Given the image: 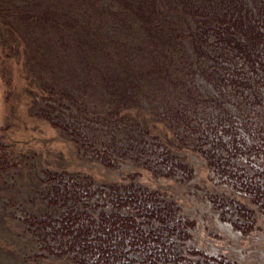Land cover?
I'll list each match as a JSON object with an SVG mask.
<instances>
[{"label": "rangeland", "instance_id": "rangeland-1", "mask_svg": "<svg viewBox=\"0 0 264 264\" xmlns=\"http://www.w3.org/2000/svg\"><path fill=\"white\" fill-rule=\"evenodd\" d=\"M141 1L150 12L147 18L134 14V4ZM150 1L0 0V11L9 10L7 14L1 11L0 18L24 41V35L27 38L24 60L29 83L74 86L89 108L107 109L103 101L117 82L136 107L153 118H163L173 133L170 141L176 140V133L188 132L213 147L225 169L205 172V149L188 154L187 162L194 167L184 185L179 180L187 174L178 166L156 169L157 185L165 194L173 193L180 203L179 212L195 223L180 248L217 257L224 254L229 264H264V215L256 211L253 228L247 230L234 206L236 201H223V207L211 202L214 195L250 201L257 193L255 187L264 189V77L255 61L235 66L232 50L219 47L215 40L211 44L210 38L197 40L195 48L191 38L200 28L216 24L231 0ZM242 2L254 16L264 12V0ZM176 5L179 11L173 10ZM32 13L37 14L40 26L33 19L27 22L26 14ZM8 68L14 77L13 68ZM36 87L27 84L13 89L6 109L0 79V124L6 115L11 125L20 127L9 137L21 147L20 166L0 182V264H28L22 257L35 250H26L31 240L23 220L30 212H53L42 202L46 189L40 181L45 164L51 161L54 168L94 171L41 119L45 116L41 108L48 100L32 98L37 95ZM20 91L32 98L30 105L16 106ZM25 125L29 126L26 130ZM136 133L132 126L116 135L121 138L124 160L135 153L146 160L159 156L161 147L149 137L135 152L129 150L127 144L134 142ZM159 133L167 137L164 129ZM195 142L194 138L187 144L193 147ZM177 155L182 157L184 152ZM110 171V178L119 177L117 171ZM160 174L177 182H165ZM41 258L39 264H51L52 257Z\"/></svg>", "mask_w": 264, "mask_h": 264}, {"label": "trees", "instance_id": "trees-1", "mask_svg": "<svg viewBox=\"0 0 264 264\" xmlns=\"http://www.w3.org/2000/svg\"><path fill=\"white\" fill-rule=\"evenodd\" d=\"M142 4V1L134 4V14L147 18L150 12L145 11ZM173 10L179 11V6H174ZM1 11L9 12L7 8ZM26 15L29 17L27 22L33 19L38 26L42 24L36 13ZM24 37L25 41L17 30L11 29L0 18V79L2 104L6 109L11 105L13 89L20 90L27 84L30 88L36 87L27 80L24 59L28 47ZM191 38L195 48L197 40L210 38L211 44L215 40L219 47L232 50L235 66L239 62L253 64L255 61L264 77V12L259 11L254 16L242 0H231V5L221 12L216 24L200 28ZM8 67L13 68L14 77L9 75ZM36 88L37 95L32 98L48 100L41 108L45 115L41 119L60 133L62 142L83 156L94 171L90 174L54 168L51 161L45 164L40 181L46 189L42 202L52 207L53 212L42 215L37 211L30 212L24 218L26 237L31 240V246L26 250H35L22 257L24 262L39 264L42 256L52 257L49 258L51 264H229L223 259L224 254L217 257L180 248L191 235L188 228L194 227L195 223L179 212L180 203L173 193L165 194L155 180L156 169L174 170L178 166L187 174L185 179L179 180L184 185L194 167L187 162L188 154H197L204 149L208 157V163H203L205 172L209 168L213 171L225 169L220 154L213 147L207 146L200 136L194 137L188 132L176 133V140L170 141L173 133L164 125L163 118H153L136 107L117 82L112 83L110 97L103 101L108 104L107 109L89 108L74 86L57 88L52 82ZM32 98L28 99L20 91L16 106H28ZM3 118L4 122L0 124V182L21 164V147L9 137L20 127L11 125L6 115ZM57 118L67 121L60 123ZM132 126L136 127L137 133L127 148L135 152L149 137L161 147L159 156H147L146 160L135 153L124 160L121 138L116 135L122 129L129 131ZM28 127L25 125L24 129ZM160 129H164L166 138L160 136ZM194 138L197 142L190 147L187 143ZM178 151H183L184 155L178 156ZM119 162L123 164L119 165ZM110 170L117 171L119 177L110 178ZM160 176L165 182H177ZM255 188L257 193L251 195L250 201L243 202L236 197L224 200L214 195L211 202L223 207V201H236V211L244 218L242 226L251 230L254 213L264 215V189L263 186ZM219 201L222 202L217 204Z\"/></svg>", "mask_w": 264, "mask_h": 264}]
</instances>
